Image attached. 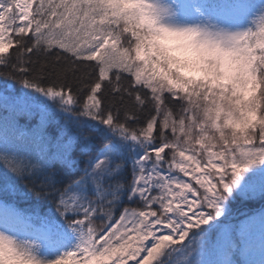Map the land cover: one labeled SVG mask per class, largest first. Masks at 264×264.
<instances>
[{
	"label": "snow or ice",
	"instance_id": "snow-or-ice-1",
	"mask_svg": "<svg viewBox=\"0 0 264 264\" xmlns=\"http://www.w3.org/2000/svg\"><path fill=\"white\" fill-rule=\"evenodd\" d=\"M0 69L66 117L0 140V171L51 201L0 208V264H232L210 233L264 177V2L0 0Z\"/></svg>",
	"mask_w": 264,
	"mask_h": 264
},
{
	"label": "trees",
	"instance_id": "trees-1",
	"mask_svg": "<svg viewBox=\"0 0 264 264\" xmlns=\"http://www.w3.org/2000/svg\"><path fill=\"white\" fill-rule=\"evenodd\" d=\"M52 77L45 75L42 79L44 85L52 82ZM72 84L73 91L77 89V83L71 78L68 81ZM29 95V102H23V96ZM33 98L42 99L35 100ZM83 99V94H80ZM42 97H35V94H28L22 90L18 79L10 78L6 75V70L0 69V140L8 149L14 150L16 144L30 145L33 143L38 130L35 125L37 121L44 118L46 127L43 133L55 141L57 134L64 128L66 117L58 110L51 107V103L44 101ZM79 111V109H77ZM74 131V129H73ZM74 157L76 153L73 154ZM131 158L129 160L130 171ZM84 165L81 163L74 170L57 169L58 175L63 183H70L80 178V173ZM0 202L26 214H31L33 210L41 215L51 209V201L43 196H38L34 183L31 179L13 176L10 172L0 171ZM136 207V205H131ZM264 208V194L258 197L247 198L237 196L229 203V213L227 219H222L224 223L232 225L233 240L230 243L231 258L237 264H248L242 254V237L239 227L242 219L249 213ZM217 230L210 233L212 239L217 235Z\"/></svg>",
	"mask_w": 264,
	"mask_h": 264
},
{
	"label": "rangeland",
	"instance_id": "rangeland-1",
	"mask_svg": "<svg viewBox=\"0 0 264 264\" xmlns=\"http://www.w3.org/2000/svg\"><path fill=\"white\" fill-rule=\"evenodd\" d=\"M250 2L258 5L259 3L264 2V0H250ZM35 100L37 101L42 99L33 98V103H35ZM23 102H29V95L23 96ZM46 102L51 103L50 101ZM250 181L256 186V193L254 195L244 197L252 198L263 195L261 194L259 189L260 186L264 184V177L256 174L250 177ZM0 208L11 209L10 207L2 203H0ZM242 226H247V230L244 235L241 234ZM217 231V235L214 239L210 237L213 243L216 244L218 248H227L228 246H230V243L233 240L232 225L224 223L223 225H220V228L217 229ZM239 233L242 237V254L245 262H247L248 264H260V261L264 259V254H262L260 248L261 243L264 242V208L258 211H253L252 213H249L244 219H242L239 227ZM246 246H250L251 250L247 254H244L243 249ZM217 254L218 253L206 255L205 259H215ZM231 261L232 264H237L232 260V258Z\"/></svg>",
	"mask_w": 264,
	"mask_h": 264
}]
</instances>
